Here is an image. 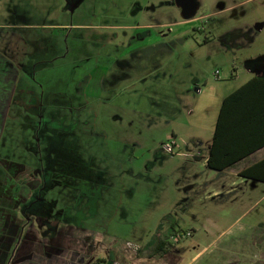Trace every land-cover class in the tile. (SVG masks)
Returning a JSON list of instances; mask_svg holds the SVG:
<instances>
[{"label": "rangeland", "instance_id": "1", "mask_svg": "<svg viewBox=\"0 0 264 264\" xmlns=\"http://www.w3.org/2000/svg\"><path fill=\"white\" fill-rule=\"evenodd\" d=\"M196 1L184 20L176 0H0V53L17 70L0 158L41 173V233L114 239L95 264H143L135 250L145 259L157 237L189 259L249 208L242 223L264 228V197L225 210L239 191L209 199L203 164L223 96L264 68V0Z\"/></svg>", "mask_w": 264, "mask_h": 264}, {"label": "crops", "instance_id": "2", "mask_svg": "<svg viewBox=\"0 0 264 264\" xmlns=\"http://www.w3.org/2000/svg\"><path fill=\"white\" fill-rule=\"evenodd\" d=\"M10 60L11 59H9L7 55H3L2 53H0V120L1 114L4 113L8 106L9 99L11 97V88H13V84L15 83V75L17 74L16 65L14 63H11ZM246 69L250 77L247 78L244 83H246L254 76H259L264 70V68H257L254 63H250ZM237 88H234L231 92H233ZM231 92H229L228 94H230ZM228 94L223 96V98ZM1 125L2 122L0 121V129ZM207 158L208 154H205V156L203 157V164L204 167H206L208 170H210V173H212L209 179H218L215 185L214 181L210 183L209 191H212L211 195L208 198L214 200L220 195H229L235 192L237 193L239 191L237 199H235V202L237 204L232 207H228L225 210L229 208L234 210L236 207H238L237 209L241 208L243 205L239 204L240 200H245L247 198L248 201L252 200V202L254 203L251 204L254 205L264 197V183L255 182L239 176V172L241 170L264 158V147L251 154L248 158L237 163L233 168L224 171H215L208 168ZM0 161L5 162V160L1 158ZM258 190L260 191L257 194ZM254 195L255 198L253 199ZM245 205L248 206V204ZM246 211L233 216V218H231V220L233 219L232 222H230L231 220L226 221L225 217L227 215L222 214L223 212H221V216L219 217V219L223 223L230 222V224H228V226L224 230L217 229L216 231L218 234L216 233L215 239L211 241L210 244L202 246L198 251L192 253L189 259L183 258V256H181L179 253H171L169 252V250L161 258L144 257L145 259H143L142 257L139 258L137 257V255H135V262L143 264H264V228L261 227V224H259L258 226L243 224L241 218L246 213ZM8 215L9 214L6 213L5 218H9ZM205 224L213 226L217 223H214L211 218H207ZM190 231L191 237L193 236V233L197 232L195 228L191 229ZM30 238H34L33 241H35L38 239V235L35 234L34 236L29 237L27 242L30 241ZM2 241L8 242L9 240H4V238L0 236V244L2 243ZM38 241L39 240H37L36 242ZM52 241L53 239L51 240V242ZM170 241L173 242V240H171V237ZM53 243H55V240L53 241ZM22 247L23 248L20 250V252L17 253L15 264H26L27 261L33 264H92L95 259L97 260V256L106 254L105 251H101L89 256L83 255V253H81L73 257L71 255L73 253L71 252L62 251L58 253L56 252V250H53L52 252H47L51 253L53 256L48 255L42 257L38 255L40 253L39 251L38 253L32 251L31 249L25 248L26 244H23ZM112 251L110 253H112ZM120 253H123V251H120ZM116 255L117 256L115 257L117 261L121 260L120 262L122 263L126 262L124 256H121L119 253ZM80 257H85V260L81 262ZM111 258L113 257H110V259ZM0 264H2L1 261Z\"/></svg>", "mask_w": 264, "mask_h": 264}, {"label": "trees", "instance_id": "3", "mask_svg": "<svg viewBox=\"0 0 264 264\" xmlns=\"http://www.w3.org/2000/svg\"><path fill=\"white\" fill-rule=\"evenodd\" d=\"M264 147V70L223 98L207 158V167L215 171L233 168L237 163ZM239 176L264 183V158L239 172ZM72 234V233H71ZM80 240L64 239L61 245H69L81 253L88 246L95 253L105 251L113 239L91 231H80ZM172 247L170 238L157 237L144 254L147 258H161ZM136 255L141 252L135 250ZM106 261V259H102Z\"/></svg>", "mask_w": 264, "mask_h": 264}, {"label": "flooded vegetation", "instance_id": "4", "mask_svg": "<svg viewBox=\"0 0 264 264\" xmlns=\"http://www.w3.org/2000/svg\"><path fill=\"white\" fill-rule=\"evenodd\" d=\"M80 0H73L72 3H77ZM1 164L3 166H1ZM41 173L31 169L30 167L18 168L14 165H4V162L0 161V236L4 240L8 239V242L0 244V261L2 264H15L17 259V253L23 248L22 245L26 244L25 248L31 249L34 252H38L40 256H53L51 253L53 250L56 252H71L73 257L81 254L78 249L70 248L69 245H61L64 239H70L73 241L72 247H75V241L80 240L79 232L87 231L73 225H63L58 234L48 237L41 233L36 224L35 218H32V207L35 203L33 200L38 190L41 188ZM32 200V201H31ZM32 202V203H31ZM3 212V213H1ZM8 213L9 218H5ZM89 231V230H88ZM92 232V231H91ZM72 233V234H71ZM38 235L37 240L29 237ZM55 240V243L51 240ZM28 245V246H27ZM111 244L105 250L106 263L111 256ZM47 253V255H46ZM83 255L89 256L95 254V247L88 246L84 250ZM85 257H80V261H84ZM96 260V259H95ZM95 260L92 264H95ZM104 262V261H103ZM26 264H33L28 262Z\"/></svg>", "mask_w": 264, "mask_h": 264}, {"label": "water", "instance_id": "5", "mask_svg": "<svg viewBox=\"0 0 264 264\" xmlns=\"http://www.w3.org/2000/svg\"><path fill=\"white\" fill-rule=\"evenodd\" d=\"M71 7H74L76 3H72L73 0H68ZM176 4L181 8V16L184 20H189L199 7V3L196 0H176Z\"/></svg>", "mask_w": 264, "mask_h": 264}, {"label": "built area", "instance_id": "6", "mask_svg": "<svg viewBox=\"0 0 264 264\" xmlns=\"http://www.w3.org/2000/svg\"><path fill=\"white\" fill-rule=\"evenodd\" d=\"M217 73V72H216ZM173 239V241L175 240V238H172Z\"/></svg>", "mask_w": 264, "mask_h": 264}]
</instances>
